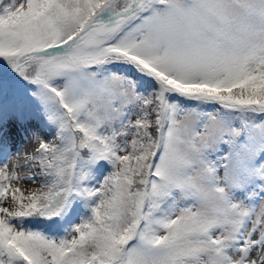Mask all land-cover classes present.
<instances>
[{
  "label": "snow or ice",
  "instance_id": "1",
  "mask_svg": "<svg viewBox=\"0 0 264 264\" xmlns=\"http://www.w3.org/2000/svg\"><path fill=\"white\" fill-rule=\"evenodd\" d=\"M0 264H264V0H0Z\"/></svg>",
  "mask_w": 264,
  "mask_h": 264
},
{
  "label": "rangeland",
  "instance_id": "2",
  "mask_svg": "<svg viewBox=\"0 0 264 264\" xmlns=\"http://www.w3.org/2000/svg\"><path fill=\"white\" fill-rule=\"evenodd\" d=\"M14 140H15V143L17 146H21V145L30 146V145H28L27 141L21 140V138L19 136H14Z\"/></svg>",
  "mask_w": 264,
  "mask_h": 264
}]
</instances>
